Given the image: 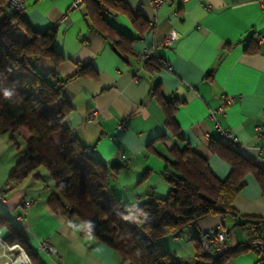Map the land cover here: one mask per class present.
<instances>
[{"label": "crops", "instance_id": "obj_1", "mask_svg": "<svg viewBox=\"0 0 264 264\" xmlns=\"http://www.w3.org/2000/svg\"><path fill=\"white\" fill-rule=\"evenodd\" d=\"M72 1H27L24 18L32 28L56 26L54 49L60 56L57 63L41 58L33 69L60 80L81 65L96 74V79L79 78L63 88L62 95L72 106L63 124L107 168V190L113 197L129 206L165 198L170 191L165 160L184 147L205 158L213 175L224 180L230 167L208 150L211 140L226 142L223 133L233 136L232 149L264 170V0H187L178 7L173 0L157 9L148 0H123L126 11L108 22L132 39L128 55L120 54L93 28L85 8L69 10ZM167 36L171 46L164 45ZM257 37L263 40L254 41L255 52H245ZM144 53L156 55L159 64L140 60ZM156 85L163 99L180 104L174 114L179 138L165 126L153 93ZM121 122L123 130L118 129ZM17 134L23 142L28 137L25 129ZM22 154L9 144L7 135L0 137V191ZM39 169L34 172L37 178L27 177L0 202V213L23 232L37 261L122 264L112 249L77 222H68L48 207L47 199L55 191L40 182L46 172ZM26 201L30 205L24 208ZM232 206L236 217L202 218L183 233L161 238L160 244L180 264H196L197 236L219 226L228 232L231 248L238 250L223 264H256L260 256L247 244L254 224L239 225L243 218L264 221V195L252 177L245 178ZM43 245L56 253L49 255Z\"/></svg>", "mask_w": 264, "mask_h": 264}, {"label": "trees", "instance_id": "obj_2", "mask_svg": "<svg viewBox=\"0 0 264 264\" xmlns=\"http://www.w3.org/2000/svg\"><path fill=\"white\" fill-rule=\"evenodd\" d=\"M84 4L93 28L120 54L128 55L132 39L114 29L102 14L106 10L114 17L117 12H125L124 1L85 0ZM56 37V26L34 29L24 14H10L5 0H0V137L7 135L9 144L15 147L19 130L25 129L28 135L25 150L9 174L10 187L0 194L29 176L37 178L34 172L44 168L55 187V193L47 199L48 207L68 222H77L84 232L112 249L122 264H180L162 247L161 238L183 233L208 216L236 217L232 205L248 176L256 181L264 195V170L243 158L231 148V143L211 140L209 152L230 167L224 180L213 175L205 158L184 147L173 151L172 160H165L164 178L170 186L165 198H151L143 204L129 206L113 197L107 190V168L89 156L87 151H93L73 138L63 124L72 111L62 95L63 88L79 78L96 79V74L87 65H81L75 74L61 80L53 73L34 72L33 64L41 58H50L56 63L60 60L54 49ZM251 41L245 50L247 53L256 50V39ZM149 61L159 64L156 55L148 54L145 62ZM24 87L30 92H21ZM153 93L164 112L166 128L179 138L174 114L180 104L175 99H163L157 85ZM243 219L240 226H255L248 232L264 224V221L255 223ZM0 231H4L1 240L8 246H19L29 264H40L23 232L3 213H0ZM237 251L232 250L221 259L200 256L196 238V264H223Z\"/></svg>", "mask_w": 264, "mask_h": 264}, {"label": "built area", "instance_id": "obj_3", "mask_svg": "<svg viewBox=\"0 0 264 264\" xmlns=\"http://www.w3.org/2000/svg\"><path fill=\"white\" fill-rule=\"evenodd\" d=\"M28 0H5L6 10L10 14H17V15H23L26 9V3ZM151 4V6L154 9H157L161 6H163L166 3L172 2L173 0H148ZM187 0H176V6H180L182 3L186 2ZM85 0H73L69 6V10H83L85 8L84 4ZM102 14L107 19H112V15L106 11L103 10ZM65 19V16L62 17L61 22ZM263 39L260 37L256 38V42L259 43ZM172 44V38L171 36H167L164 40L165 46H171ZM148 57V53H144L140 56V60H145ZM165 69H168L167 64L164 65ZM227 101H231V98H228ZM92 115H90L86 119V123L91 122ZM125 128V125L123 122H121L118 125L119 130H123ZM222 138L224 141L233 144L234 138L231 134L223 133ZM87 154L89 156H94V154L91 151H87ZM10 187L9 184H7L2 190L5 191ZM109 200H112V196L110 194L106 195ZM0 202H3V195L0 194ZM24 208H27L30 205V201H26L22 203ZM229 234L225 230L221 229L219 226L212 228L210 230H207L205 232H202L197 236V243L199 245V252L198 254L200 256H208L212 259H221L225 256H228L232 252V248L229 245ZM0 245L2 247L7 248L10 251H15L18 254V257L23 256L26 259V263L29 264V259L24 253V251L17 245L8 246L2 242L0 239ZM248 246L249 249L253 252L259 254V259L257 260L256 264H264V224L260 226L259 229L249 232L248 235ZM43 250L48 253L49 255H54L56 252L54 248L43 245ZM13 261L4 263V264H11ZM206 264H210L207 262Z\"/></svg>", "mask_w": 264, "mask_h": 264}, {"label": "rangeland", "instance_id": "obj_4", "mask_svg": "<svg viewBox=\"0 0 264 264\" xmlns=\"http://www.w3.org/2000/svg\"><path fill=\"white\" fill-rule=\"evenodd\" d=\"M28 90H29L28 87H24V88H22L21 92L29 93L30 90L29 91ZM16 142H17V147L19 148V151L24 152L25 142H23L22 139L19 137L17 138ZM42 170H45V169L44 168L39 169L38 172L42 171ZM45 172L46 173H43L44 176L40 179V182L43 183V185H49L55 191V187L53 186L54 185L53 181L50 179L46 170H45ZM3 233L4 232H0V236H3ZM16 258H18V254L15 251H10L7 248H4V247H2V245H0V264H4V263L10 262V261H14Z\"/></svg>", "mask_w": 264, "mask_h": 264}, {"label": "bare ground", "instance_id": "obj_5", "mask_svg": "<svg viewBox=\"0 0 264 264\" xmlns=\"http://www.w3.org/2000/svg\"><path fill=\"white\" fill-rule=\"evenodd\" d=\"M12 264H27V263H26V259H25V257L20 256V257L16 258V259L12 262Z\"/></svg>", "mask_w": 264, "mask_h": 264}, {"label": "clouds", "instance_id": "obj_6", "mask_svg": "<svg viewBox=\"0 0 264 264\" xmlns=\"http://www.w3.org/2000/svg\"><path fill=\"white\" fill-rule=\"evenodd\" d=\"M8 95H10V94H8Z\"/></svg>", "mask_w": 264, "mask_h": 264}]
</instances>
